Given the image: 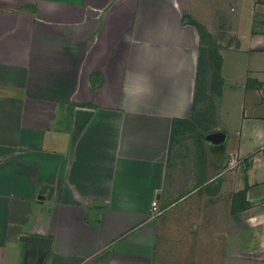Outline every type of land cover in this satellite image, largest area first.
<instances>
[{
	"label": "crops",
	"instance_id": "crops-1",
	"mask_svg": "<svg viewBox=\"0 0 264 264\" xmlns=\"http://www.w3.org/2000/svg\"><path fill=\"white\" fill-rule=\"evenodd\" d=\"M256 3L0 0V264H264Z\"/></svg>",
	"mask_w": 264,
	"mask_h": 264
},
{
	"label": "rangeland",
	"instance_id": "rangeland-1",
	"mask_svg": "<svg viewBox=\"0 0 264 264\" xmlns=\"http://www.w3.org/2000/svg\"><path fill=\"white\" fill-rule=\"evenodd\" d=\"M257 5H256V7H255V21H254V30L255 31H257V32H262V33H264V0H257V3H256ZM224 5V4H223ZM223 5H221V6H223ZM218 9V8H217ZM201 13H203L202 11H200ZM216 13L219 15V16H222V18H223V14H231L232 12L228 9V8H221V9H218V10H216ZM206 14V13H205ZM208 17H209V15H208ZM218 19V18H217ZM224 19H227V16H225L224 17ZM211 20V19H210ZM212 22V21H211ZM202 31L205 33V30H204V28H203V26H202ZM205 40H204V45H207L208 46V48H206L205 49V52H202V61H203V59L206 57L207 58V60H205L204 62H206V61H209V59L211 60V58L212 57H214L215 56V49H213V47H214V42L216 41V38H210L208 41H206V38H204ZM213 39H215V41L213 40ZM210 63V62H209ZM215 64H216V62H215ZM203 73V72H202ZM205 89H206V87L205 86H202V88H201V91H200V93H199V95L197 96V98L199 97V98H202L203 96L204 97H206V98H209V94L208 93H205ZM207 102V101H206ZM208 107H209V104H208ZM205 114V113H204ZM206 118V115L205 116H203V119H205ZM257 156H259V155H257ZM177 228H174V226H171V225H167V228H166V230H165V233H164V236L165 237H167V235H169V234H171V235H174L173 236V238L174 237H177V232H175V230H176ZM172 231V232H171ZM206 236V235H205ZM204 236V237H205ZM212 243H214V241H212L210 238H208L207 240H206V243L205 242H203V244H204V246H206V244H207V247H209L210 246V244H212ZM172 245V244H171ZM173 246L174 245H172V246H170L171 248H170V250H172V248H173ZM184 246V245H183ZM188 246V245H187ZM203 246V245H202ZM203 246V247H204ZM205 248V247H204ZM188 249H189V247H188ZM167 251V253H166V256H164V257H167L168 255H169V251L168 250H166ZM198 253H200V252H198ZM197 253V254H198ZM165 261H169L168 260V258H167V260H165ZM172 264V263H171Z\"/></svg>",
	"mask_w": 264,
	"mask_h": 264
},
{
	"label": "water",
	"instance_id": "water-1",
	"mask_svg": "<svg viewBox=\"0 0 264 264\" xmlns=\"http://www.w3.org/2000/svg\"><path fill=\"white\" fill-rule=\"evenodd\" d=\"M85 120H86V114L84 116ZM83 120H79L78 123L82 124L84 121ZM48 188L49 190H51L50 186H46L43 185L40 188L39 193L42 194V192ZM102 205H105L104 202H100V201H92L91 202V206L94 208L90 211V216L89 219L90 220H95L96 216H97V208L101 207ZM20 239L24 242L27 243V255H26V264H34V262L36 261L37 264H39L43 254L46 251L50 250V244H51V240L47 237H41V236H31V235H24L21 236Z\"/></svg>",
	"mask_w": 264,
	"mask_h": 264
},
{
	"label": "trees",
	"instance_id": "trees-1",
	"mask_svg": "<svg viewBox=\"0 0 264 264\" xmlns=\"http://www.w3.org/2000/svg\"><path fill=\"white\" fill-rule=\"evenodd\" d=\"M190 23L192 24V25H194V26H196L199 30H200V33H201V37H203V38H206L207 37V35L202 31V27H201V25L199 24V23H197V22H195V21H192V20H190ZM213 49H215V48H213ZM215 56L214 57H212L211 58V60H210V63L209 64H214V74H215V77H218V75H217V66H218V60H219V56H217V51L215 50ZM215 62H216V64H215ZM217 65V66H216ZM199 67L200 68H202L203 67V61H202V53L200 54V62H199ZM201 74L202 73H200V71H199V80H200V76H201ZM239 195H241V196H243L244 195V191H242V192H240L239 193Z\"/></svg>",
	"mask_w": 264,
	"mask_h": 264
},
{
	"label": "built area",
	"instance_id": "built-area-1",
	"mask_svg": "<svg viewBox=\"0 0 264 264\" xmlns=\"http://www.w3.org/2000/svg\"><path fill=\"white\" fill-rule=\"evenodd\" d=\"M256 155H259L260 157H264V143L261 145V147L256 151ZM153 206H155L156 202H152Z\"/></svg>",
	"mask_w": 264,
	"mask_h": 264
}]
</instances>
